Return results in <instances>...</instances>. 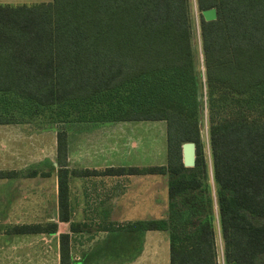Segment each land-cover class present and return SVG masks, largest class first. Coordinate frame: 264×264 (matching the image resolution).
Instances as JSON below:
<instances>
[{
	"label": "trees",
	"instance_id": "trees-1",
	"mask_svg": "<svg viewBox=\"0 0 264 264\" xmlns=\"http://www.w3.org/2000/svg\"><path fill=\"white\" fill-rule=\"evenodd\" d=\"M191 6V0L0 3V124L55 132V163L43 176L56 175L59 221L70 222L72 177L163 175L166 216L135 220L122 231H166L169 264H216L217 218L226 262L264 264V0H195L203 72ZM210 8L216 19L206 21L202 11ZM198 96L207 102L213 187ZM112 121L165 122V164L101 173L70 167V128ZM185 142L195 143L193 167L182 162ZM15 174L0 171V178ZM69 227L84 228L72 221ZM12 230L56 232L57 223ZM67 242L68 234H60V264L72 261Z\"/></svg>",
	"mask_w": 264,
	"mask_h": 264
},
{
	"label": "crops",
	"instance_id": "crops-1",
	"mask_svg": "<svg viewBox=\"0 0 264 264\" xmlns=\"http://www.w3.org/2000/svg\"><path fill=\"white\" fill-rule=\"evenodd\" d=\"M30 2L39 1L0 0V3ZM134 123L136 122L112 121L73 125L68 132L69 166L100 173L111 167L134 166V163L123 162L130 160L126 155L134 149ZM130 127L131 132L128 130ZM93 128L97 130L95 136L90 135ZM44 132L32 131L25 124H0V171L16 173L11 177L0 178V264H60V234L63 233L68 234L67 245L71 264H169V235H166L165 239L163 236L167 255L162 263L158 257L157 245L150 242L153 237L160 236L156 235L158 233L122 231L124 225L139 219L132 214H126V209H134V202L138 199L153 206L154 195L144 197V194L154 191L155 185L166 190V176L159 175L162 177H158V182H154L155 175L142 176H153L151 178H154V181L152 188L148 186L149 188L139 191L140 196H134V188L135 178L141 175L111 172L72 177L68 195L70 222L83 225L84 228L82 231H70V222H61L58 219L56 175L51 173L49 176H43L44 159L41 158V153ZM51 132L55 147L54 156L49 163H55L56 138L55 132ZM25 135L38 137L39 144L34 145V154L28 151L34 157L26 166H12V160L18 165L21 161L29 160L26 158L27 148L23 150L21 146H11L15 144L13 138L18 136L20 139ZM7 143H10L8 149ZM111 152L114 153L110 154ZM37 155H40L39 159L36 158ZM51 179L54 183H47ZM136 191L138 193V190ZM155 217L153 214H146L144 219ZM48 222L57 223L56 232L12 230L17 225Z\"/></svg>",
	"mask_w": 264,
	"mask_h": 264
},
{
	"label": "rangeland",
	"instance_id": "rangeland-1",
	"mask_svg": "<svg viewBox=\"0 0 264 264\" xmlns=\"http://www.w3.org/2000/svg\"><path fill=\"white\" fill-rule=\"evenodd\" d=\"M37 1H50V0H37ZM191 13H192V19H193V47L198 54L199 63H198V70L200 72L204 71V67L202 65V55H201V47H200V35H199V25H198V11L195 6V0H191ZM205 90L203 89V92ZM198 100L200 104L199 107V128H200V138L201 143L204 150V155L206 157V162L209 169V183L211 184V187H213L212 184V178H211V158H210V146H209V134H208V115H207V102L206 97L203 96L202 98L198 96ZM131 126V124H129ZM131 132V127L128 129ZM97 132L96 129L90 130V135L95 136L94 134ZM35 135L30 136H22V138L18 139L13 138L12 141L15 142V144L11 145L14 148H18L19 146L22 147L24 150L27 148V161H21L18 165V163L15 161H10V165L12 166H26L29 161L34 157L28 153V151H31V153L34 154V145L39 144L38 137L35 138ZM42 153L41 158L44 159L43 162V170L46 171L48 168V163L50 162V159L54 156V139H53V133L51 130H45V132L42 135ZM2 140L0 141V143ZM107 142V141H106ZM19 145H18V144ZM105 143V142H104ZM130 143V142H129ZM7 149L10 148V143L6 144ZM11 147V148H12ZM114 152H111L110 154H113ZM130 157V160H126L123 162L138 165V166H148V165H159L163 162H166V137H165V122L163 121H149V122H136L134 123V149L131 151L128 155ZM37 159L40 158V155L36 156ZM2 160V157L0 158V162ZM149 177V178H148ZM146 176V177H137L135 178V184L136 188H134V196H140L141 193L139 191L144 190L146 187H150L152 185V181H154V178H151L153 176ZM155 181L158 182L160 178L162 177L159 175H155ZM45 182V180H43ZM153 182V183H154ZM47 183H54V180H50ZM148 187V188H149ZM152 188V186L150 187ZM154 191L151 193H143L144 197L150 196V194L154 195L155 202L153 206L151 204H144V202H140L139 199L135 200L134 202V209H126V214H132L133 217L139 218L138 220L144 219L146 217V214L155 215L157 219H162L165 216V208H167L168 203V194L167 189L165 190L164 187L157 186L153 188ZM213 189V188H212ZM138 190V193L137 191ZM142 194V195H143ZM214 200V191L211 192ZM166 204V206H165ZM195 205L197 202L195 201ZM199 205V204H197ZM214 212L216 213V205L213 206ZM167 210V209H166ZM90 211V210H89ZM88 211V212H89ZM81 212V211H80ZM214 229H215V236H214V250H215V261L216 264H229V262H226V258L224 257V249H223V241L221 238V235L219 233L218 228V222L217 218L214 219ZM63 228V226H62ZM65 229V226H64ZM155 231V233H158L155 238L150 241L157 245V253L159 260L164 263V257L166 258L167 252L166 247H164V240L165 236L168 235L166 231L162 230H151ZM166 246V245H165Z\"/></svg>",
	"mask_w": 264,
	"mask_h": 264
},
{
	"label": "water",
	"instance_id": "water-1",
	"mask_svg": "<svg viewBox=\"0 0 264 264\" xmlns=\"http://www.w3.org/2000/svg\"><path fill=\"white\" fill-rule=\"evenodd\" d=\"M204 20L210 21L216 19L215 8H210L202 11ZM196 147L194 142H185L182 144V162L185 167H193L195 165ZM229 264H237L232 261Z\"/></svg>",
	"mask_w": 264,
	"mask_h": 264
}]
</instances>
